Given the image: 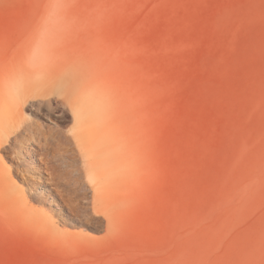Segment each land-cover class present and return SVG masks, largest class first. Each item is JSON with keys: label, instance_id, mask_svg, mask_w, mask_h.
<instances>
[{"label": "rangeland", "instance_id": "obj_1", "mask_svg": "<svg viewBox=\"0 0 264 264\" xmlns=\"http://www.w3.org/2000/svg\"><path fill=\"white\" fill-rule=\"evenodd\" d=\"M36 39L87 103L77 124L64 95L25 109L61 130L51 191L0 151V264L264 259V0H0V71Z\"/></svg>", "mask_w": 264, "mask_h": 264}, {"label": "bare ground", "instance_id": "obj_2", "mask_svg": "<svg viewBox=\"0 0 264 264\" xmlns=\"http://www.w3.org/2000/svg\"><path fill=\"white\" fill-rule=\"evenodd\" d=\"M36 41V46L30 47L18 62L8 65L0 71V151L9 147L19 154L25 150L27 153H32L29 167L35 173L42 169L46 170L45 172L51 177L46 179L45 187L47 191H51L54 189L52 185L58 182V171L56 165L50 163L48 158L46 159L43 155L51 154L48 149L54 146L57 138H60L61 130L56 124L50 129V133L46 134L41 129L42 125L32 119L25 109L38 102L41 104L43 98H49L48 102H50L51 96L64 95L66 103L69 104L70 111L73 113L75 124H77L84 114L87 102L83 100L84 93L78 92L77 94L76 92L77 77L69 69L68 63L59 59L58 54H54L52 49L46 50V46H43L44 40L36 39ZM62 103L61 105H63ZM59 104L50 105V109L58 114V119L65 120V115ZM64 137L71 138L69 134H65ZM100 167L98 162L96 165L88 162L84 163L81 168L74 165L69 166L66 172L70 180L81 182L82 171L85 170L87 176L90 177L92 168ZM92 188V201L93 207H95L97 200L107 192L109 185L106 184V181L100 180Z\"/></svg>", "mask_w": 264, "mask_h": 264}, {"label": "snow or ice", "instance_id": "obj_3", "mask_svg": "<svg viewBox=\"0 0 264 264\" xmlns=\"http://www.w3.org/2000/svg\"><path fill=\"white\" fill-rule=\"evenodd\" d=\"M259 264H264V259H262V260L259 262Z\"/></svg>", "mask_w": 264, "mask_h": 264}]
</instances>
